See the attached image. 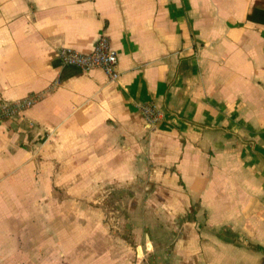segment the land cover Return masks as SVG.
Returning <instances> with one entry per match:
<instances>
[{
	"label": "crops",
	"instance_id": "0c3cea01",
	"mask_svg": "<svg viewBox=\"0 0 264 264\" xmlns=\"http://www.w3.org/2000/svg\"><path fill=\"white\" fill-rule=\"evenodd\" d=\"M101 37L116 80L60 64ZM50 88L0 124V264H264V0H0V103ZM111 194L129 255L61 214Z\"/></svg>",
	"mask_w": 264,
	"mask_h": 264
},
{
	"label": "rangeland",
	"instance_id": "374dc122",
	"mask_svg": "<svg viewBox=\"0 0 264 264\" xmlns=\"http://www.w3.org/2000/svg\"><path fill=\"white\" fill-rule=\"evenodd\" d=\"M6 122V121H4ZM1 124V123H0ZM37 157H35L34 161V170H33V175L35 179L37 180L38 175H39V169L40 166L37 164ZM33 177V178H34ZM35 189H38V191L43 190V185L39 182V186H35ZM52 197V196H51ZM118 198V196H113L112 194L109 196L108 199H103V198H90V199H85V198H79V197H72L69 198L68 201L61 203V214L63 217H75L76 221L78 220H83V224L89 225L92 227L90 230L92 239L97 241L96 244H94V250L97 249L96 252L99 250L104 251L105 249H108L109 251H117V253H128V255L131 253L132 248L129 247L128 241H130V226L127 228H123L120 225L122 216L120 213H115L114 215H111V207L113 206L114 201ZM49 199V196H47L46 201ZM105 200V201H104ZM88 201H91L88 203ZM87 204L91 205L93 208H88V212L86 211V206ZM97 208H104L103 211L104 215L106 216V220L103 219V224L106 221L108 224V227H105V225H100L101 224V214L98 211ZM104 218V217H103ZM117 218V219H116ZM137 221V219H136ZM78 223V222H77ZM119 223V224H118ZM136 223H139L138 221ZM119 225V226H118ZM102 226V228H101ZM30 228H32V232H34L35 226L29 225ZM48 227L44 228V232L47 234H51L49 230L47 229ZM52 228V225H51ZM50 228V229H51ZM26 229V228H25ZM61 231L64 232V230L61 229ZM89 232V231H88ZM19 233V232H18ZM78 236V235H77ZM13 239L10 241V246L9 248H5L6 250H11L12 251H20L22 246V240L20 234H14L12 235ZM61 237H64V235L61 232ZM105 238H107L106 241H108L107 244H104ZM86 245L84 242L80 245V250L82 251ZM149 250H144V246L142 248H138L137 252L141 253H150L153 255H157L158 253H163L165 248L162 246H149L147 247ZM42 251V250H41ZM89 252V251H88ZM162 264V263H160Z\"/></svg>",
	"mask_w": 264,
	"mask_h": 264
},
{
	"label": "built area",
	"instance_id": "2783aa9c",
	"mask_svg": "<svg viewBox=\"0 0 264 264\" xmlns=\"http://www.w3.org/2000/svg\"><path fill=\"white\" fill-rule=\"evenodd\" d=\"M57 57L62 66L74 67L83 72H90L96 69L102 70L110 81L118 77L115 68L117 65V54L113 51L107 40L101 37L90 53L82 54L71 49L61 48ZM57 82L54 83V86ZM33 93L22 99L12 102L0 103V123L20 117L26 110L37 104L46 92ZM140 112L148 124H154L160 120V113L152 105H140Z\"/></svg>",
	"mask_w": 264,
	"mask_h": 264
},
{
	"label": "trees",
	"instance_id": "16d2710c",
	"mask_svg": "<svg viewBox=\"0 0 264 264\" xmlns=\"http://www.w3.org/2000/svg\"><path fill=\"white\" fill-rule=\"evenodd\" d=\"M52 191H53V193H54V196L57 197V199H60L61 201L66 199V195L62 192V190H60V189H58V188H56V187H53V188H52ZM129 240H130V241H128V245H129L130 247H134V244H133V242H132V240H131V237H130Z\"/></svg>",
	"mask_w": 264,
	"mask_h": 264
}]
</instances>
